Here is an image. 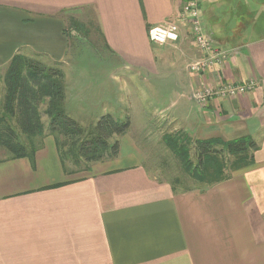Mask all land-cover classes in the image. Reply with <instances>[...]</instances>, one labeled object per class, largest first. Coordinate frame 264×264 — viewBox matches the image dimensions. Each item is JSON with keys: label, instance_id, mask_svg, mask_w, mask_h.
Returning a JSON list of instances; mask_svg holds the SVG:
<instances>
[{"label": "crops", "instance_id": "crops-1", "mask_svg": "<svg viewBox=\"0 0 264 264\" xmlns=\"http://www.w3.org/2000/svg\"><path fill=\"white\" fill-rule=\"evenodd\" d=\"M181 1L0 0V67L16 53L63 59L68 19L89 17L111 57L142 70L167 64L178 75L167 122H186L192 139L256 144L226 177L178 189L139 161L70 172L55 139L43 137L31 156L0 158V264H264V0L200 1L224 51L202 72L185 64L195 56L186 34L180 52L148 39ZM251 80L233 97L202 104L191 94Z\"/></svg>", "mask_w": 264, "mask_h": 264}, {"label": "rangeland", "instance_id": "rangeland-1", "mask_svg": "<svg viewBox=\"0 0 264 264\" xmlns=\"http://www.w3.org/2000/svg\"><path fill=\"white\" fill-rule=\"evenodd\" d=\"M200 1L202 0L196 1L200 15L199 33L204 35L215 46L214 48H217L216 42L211 40L209 29L203 25ZM76 13L79 14V11H76ZM73 19H68V45H66L67 52L63 59L52 61L46 58L43 59L40 56L38 58H36L37 56H30V58L37 59L38 62H41L45 66L62 70V82L65 92L64 112L76 120L77 124H80L84 129H89L107 113L118 122L128 120L129 127L124 134L111 135L107 140L108 143L117 142V155L112 157L103 156L104 158L102 157L99 160L89 161L85 158L87 156H79L76 153L75 158H73L68 153L71 146L69 140L64 138L63 135L55 137L56 134L50 132L48 125L49 118L47 116H41L42 127L38 128L35 125L36 129L34 132L37 131L36 134H28L23 129L21 130V120L18 116L11 114V127L15 129L16 134H8L6 130L4 134H0V158L12 155L6 146L8 144L16 145L20 143L23 151L30 150L31 152L42 143L43 137L52 136L55 137L54 139L57 138V141L55 140L56 148H58L57 151L64 162L63 164L70 172L79 173L80 170H83L84 173L92 163H114L116 160H119L117 164L121 166L139 161L146 165L148 170L151 171L150 173L171 181L178 189L197 185L202 186V183L198 181L196 175H193L191 171L192 168H195L192 164L195 161L192 158L193 150L190 146L192 144V135H187V137L181 139L177 138L178 144L183 145L184 148H189L188 152L179 153V155L170 149L165 140L168 136L174 134L186 135V131L188 133L191 131V129H187L186 122H167L173 120L171 119V115L172 112L174 113L175 107L172 106L177 101V94H175L176 90L173 83L177 80L178 75L172 74V68L167 66V64H162L163 66L157 70H142L133 66V63V65H125L122 60L111 57L110 53L107 52V47H105L103 40L98 32H96L95 25L89 17L88 20H85L81 16ZM184 29L180 30L182 35L190 33L189 31L186 33V29ZM185 36L190 39V35ZM176 41H170L160 46L165 51H168L166 53H169L171 50L180 52L182 51L179 45L181 42ZM188 41L191 54L195 53V56L192 61H187L188 63L185 64L189 65L193 61H202L205 56L199 53L196 54L193 51L195 47L193 41L191 39ZM196 50L198 51L197 48ZM17 54L24 55L23 53H16L14 55ZM20 62L18 60L14 66V77H20L21 79L24 77L25 81H27L26 77L29 75L26 74L25 68L20 65ZM8 63L7 61L6 66L0 67L1 76L5 73ZM206 68V66H202V68L200 67V69L192 71L200 72ZM220 82L225 81H219L215 85H218ZM17 86L19 87L21 84H17ZM2 87H4V84L1 82L0 98L4 93V88ZM23 87L22 89L24 90L30 89L27 85ZM36 93L34 91L31 95L36 96ZM223 98L228 97L224 96ZM42 99L44 101L47 100L45 96ZM206 102H202V104ZM43 107L44 103L40 105L39 112ZM190 127L192 126L190 125ZM86 136L82 135L80 138H86ZM58 142H60L59 144L62 148L58 147ZM73 149L75 148L72 147ZM61 153H64L63 157ZM227 157L226 160L221 159L225 163L224 169L226 168V170H223L224 172H227V168L229 169L230 167L232 169L234 167V157L231 155ZM185 159L191 163V167L189 165L186 166L182 162ZM213 163H218V159H215Z\"/></svg>", "mask_w": 264, "mask_h": 264}, {"label": "trees", "instance_id": "trees-1", "mask_svg": "<svg viewBox=\"0 0 264 264\" xmlns=\"http://www.w3.org/2000/svg\"><path fill=\"white\" fill-rule=\"evenodd\" d=\"M241 3L243 8H246L244 2ZM216 44L220 45L218 42ZM18 60L21 61L20 65L25 68L26 74L29 75L26 77L27 81H25L24 77L22 79L14 77V66ZM8 62L5 73L2 76L0 75V84L1 82L4 84V87H2L4 88V93L0 98V134H4L5 130L8 134H16L15 129L11 127L12 115L18 116L21 120V130L23 129L28 134H36L37 131L34 132V130L36 126L38 128L42 127L41 116L43 115L49 118V130L51 133L56 134L55 137L63 135L64 138L69 140L71 146L68 153L71 154V157L75 158L77 153L79 156H87L85 158L89 161H95L101 159L103 156L112 157L117 155V142L108 143L107 140L111 135L124 134L129 127L128 120L118 122L107 113L86 130L64 112L65 92L61 69H53L38 62L37 59L18 54L13 55ZM17 84H21V86L18 87ZM24 85H27L30 89H22ZM30 85L33 86L30 87ZM34 91L37 92L36 96L31 95ZM44 96L47 99L45 101L42 99ZM43 103L44 107L43 109L40 108L41 111L39 112L38 109ZM82 135L87 136L86 138H80ZM185 137H187V134H174L166 137L165 140L170 149L179 155V153L188 152L189 148H184L183 145L178 144L177 140V138L181 139ZM55 140L57 141V138ZM59 143L58 147L62 148ZM191 143L190 146L193 150L192 158L195 161L192 163L195 168H192L191 171L193 175H196L198 181L203 184L215 183L220 178L226 177L227 174L223 171L225 166L224 155H231L234 158L243 157L241 155H244L247 149L256 145L251 138L238 139L236 141H222L218 138L206 140L192 139ZM6 146L11 151L12 157L31 156L33 151H35H23L20 143L16 145L8 144ZM72 147L75 149L72 150ZM61 156L63 157L64 153H61ZM215 159H218V163H213ZM221 159L224 160L222 161ZM182 162L186 166L189 165L191 167V163L187 159L182 160Z\"/></svg>", "mask_w": 264, "mask_h": 264}, {"label": "built area", "instance_id": "built-area-1", "mask_svg": "<svg viewBox=\"0 0 264 264\" xmlns=\"http://www.w3.org/2000/svg\"><path fill=\"white\" fill-rule=\"evenodd\" d=\"M197 0H183L181 7L172 15L171 18L163 20L159 24L152 26L148 29V37L151 43L165 44L170 41H176L181 36L180 30L186 29L189 31L190 39L193 41L199 54L205 56L202 61H193L189 63L187 68L190 70H198L202 66H210L213 63L219 62L224 57V51L214 48L213 44L206 39L204 35L199 33V11ZM181 28V29H180ZM184 29V30H185ZM254 86V81L247 83H233V82H220L218 85L202 87L191 92L192 97L199 103L206 102L214 97H230L242 94L246 90H250Z\"/></svg>", "mask_w": 264, "mask_h": 264}]
</instances>
